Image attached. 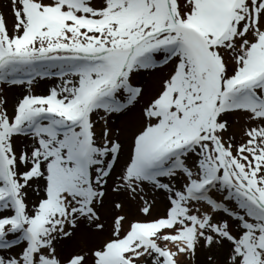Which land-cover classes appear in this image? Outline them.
Returning <instances> with one entry per match:
<instances>
[{"label":"snow or ice","instance_id":"1","mask_svg":"<svg viewBox=\"0 0 264 264\" xmlns=\"http://www.w3.org/2000/svg\"><path fill=\"white\" fill-rule=\"evenodd\" d=\"M10 9L0 264H264V0Z\"/></svg>","mask_w":264,"mask_h":264},{"label":"bare ground","instance_id":"2","mask_svg":"<svg viewBox=\"0 0 264 264\" xmlns=\"http://www.w3.org/2000/svg\"><path fill=\"white\" fill-rule=\"evenodd\" d=\"M0 8L2 9V14L6 17L9 29L11 30L12 28V22H13V16L8 13V7L6 0H0ZM59 83V80H55L53 78H45V80H41L38 82L41 86L45 87L47 90L56 84ZM7 97H8V109L9 111L12 109V105L15 102V99L19 96V94L22 92V88L20 86H14V87H8L5 88ZM237 129L239 128V123L238 126H236ZM18 145L22 146V143L18 141ZM39 198L37 194L35 193L34 189L30 188L28 189V202L29 205H32L33 201H36V199ZM162 207V208H161ZM163 205L160 203V197H157V206L156 209L153 212V216L155 214H161L163 213ZM106 233V232H105ZM105 233L100 234L97 237H94V242H99L102 240V238L105 236Z\"/></svg>","mask_w":264,"mask_h":264},{"label":"rangeland","instance_id":"3","mask_svg":"<svg viewBox=\"0 0 264 264\" xmlns=\"http://www.w3.org/2000/svg\"><path fill=\"white\" fill-rule=\"evenodd\" d=\"M6 3L9 5V6H8V9H7V10H8V13H10V14L12 15V12H11V9H10V0H8V1L6 0ZM1 11H2V9L0 8V13H2ZM3 87H5V86H3ZM5 88H6V87H5ZM22 90H23V89H22ZM33 91H35V93L37 92V93H39V94H40V93H43V94L46 93V90L44 89V87L41 86L40 84H37V83L34 84V86H33ZM20 94H21V93H20ZM20 94H19V95H20ZM11 111H12V110H11ZM10 114H11V113H10ZM162 214H163V213H162ZM133 215H135L134 210H133ZM156 215H158V214H155L154 216H156ZM142 218H143V217H142ZM144 219H148V218H144ZM107 234H108V233L106 232V233H105V236L102 238V240H103L104 238H106ZM102 240H101V241H102ZM65 254H67V251L65 252ZM201 259H202V257H201Z\"/></svg>","mask_w":264,"mask_h":264}]
</instances>
